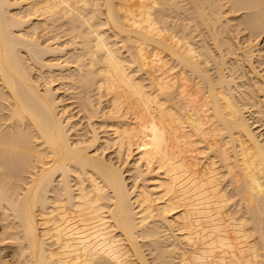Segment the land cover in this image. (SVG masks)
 Wrapping results in <instances>:
<instances>
[{"label": "bare ground", "instance_id": "1", "mask_svg": "<svg viewBox=\"0 0 264 264\" xmlns=\"http://www.w3.org/2000/svg\"><path fill=\"white\" fill-rule=\"evenodd\" d=\"M264 0H0V264H264Z\"/></svg>", "mask_w": 264, "mask_h": 264}, {"label": "rangeland", "instance_id": "2", "mask_svg": "<svg viewBox=\"0 0 264 264\" xmlns=\"http://www.w3.org/2000/svg\"><path fill=\"white\" fill-rule=\"evenodd\" d=\"M259 42H260V45H262V43H264V41H262V37L259 38Z\"/></svg>", "mask_w": 264, "mask_h": 264}]
</instances>
